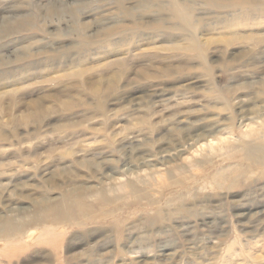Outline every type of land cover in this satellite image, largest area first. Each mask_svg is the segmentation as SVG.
Segmentation results:
<instances>
[{"label":"rangeland","instance_id":"obj_1","mask_svg":"<svg viewBox=\"0 0 264 264\" xmlns=\"http://www.w3.org/2000/svg\"><path fill=\"white\" fill-rule=\"evenodd\" d=\"M0 26V254L36 238L0 264H264V0H0ZM70 194L91 213L52 223Z\"/></svg>","mask_w":264,"mask_h":264},{"label":"bare ground","instance_id":"obj_2","mask_svg":"<svg viewBox=\"0 0 264 264\" xmlns=\"http://www.w3.org/2000/svg\"><path fill=\"white\" fill-rule=\"evenodd\" d=\"M180 13H182V11H180ZM0 28H1V26H0ZM183 149L184 148H180V147L177 148L176 149V153L182 155ZM168 153H169V150H167V151L165 150V153H164L163 156L169 155ZM148 158L147 157H144L142 159V161H143L142 163H149L150 162V159H148ZM130 188L134 192L137 190V188H136V186L134 184H130ZM88 207L89 206L87 204H85V203H83V201H81V198L80 197H78V196H71V194L70 195H65L63 199H59L58 201H56L51 206L52 210H54V211H53V213L51 215V218L49 217V219L53 220L52 223L55 222V221H58V222L59 221H70V222L71 221H74V222L77 221L80 224V223H83V221H85V220L84 219H78L77 216H78L79 213H82V217H85V219H86L87 216H88V214L91 213V212L88 211V209H87ZM48 210L45 211L47 217H48ZM47 221H48V219H47ZM3 229H4V231L2 232ZM16 232H19V233L21 232V234H22L23 231H22L21 227H19L17 224H15L14 222H12V219L11 220L9 219L5 223L0 224V235L2 233L4 235H6V236L8 234H10V236H11L12 234H14ZM44 232L45 233H48V234L49 233H52L51 235H53V234L56 235L57 233H61L62 231L61 232L60 231L58 232L55 229L50 230V229L46 228L44 230ZM45 233H43V234L44 235H47ZM48 236H46L45 239H44L46 242H48V240H50V239H48ZM33 239H36V238L31 237V239L30 238L29 239L26 238L25 240H23V238H18V239H16V241L7 240L8 241L7 242L8 244L5 243L4 246L1 248V254H0L1 259H0V262H3V260H5L4 258L5 257H8V253L9 252L7 253L6 248H9V247L10 248L21 247L23 243H27V244L29 243V242H26V241H30V240H33Z\"/></svg>","mask_w":264,"mask_h":264}]
</instances>
